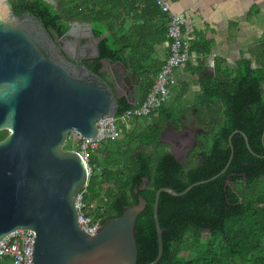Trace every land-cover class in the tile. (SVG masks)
Segmentation results:
<instances>
[{"label": "trees", "instance_id": "obj_1", "mask_svg": "<svg viewBox=\"0 0 264 264\" xmlns=\"http://www.w3.org/2000/svg\"><path fill=\"white\" fill-rule=\"evenodd\" d=\"M10 4L17 16L37 18L56 40L74 22L91 24L97 38L109 33L98 42L100 56L84 65L109 83L118 116L146 99L165 63L159 58L160 48L168 46L170 54L169 19L154 0H10ZM191 52L207 56L212 44L193 41ZM257 53L253 59L242 57L234 68L217 59L212 73L204 61L189 63L186 71L201 78V92L193 104L181 108L170 103L150 124L134 119L125 137L104 140L88 161L92 173L82 192L83 212L94 221L105 223L120 216L125 206L138 203L135 189L147 184L140 194L148 205L136 225L138 264L158 257L153 205L159 189L183 192L219 174L232 155L229 138L236 129L264 155V43ZM129 73L139 76L141 91L126 86ZM187 91L186 87L183 92ZM189 113L206 133L200 135L202 146L190 155L189 164H181L163 149L161 135L167 123H183ZM7 135L0 132V141ZM74 140L71 134L67 150H77ZM232 144L234 156L225 174L181 197L161 194L159 221L166 231L157 264H264V162L246 167L250 152L245 139L234 135ZM0 264H9V259Z\"/></svg>", "mask_w": 264, "mask_h": 264}, {"label": "water", "instance_id": "obj_2", "mask_svg": "<svg viewBox=\"0 0 264 264\" xmlns=\"http://www.w3.org/2000/svg\"><path fill=\"white\" fill-rule=\"evenodd\" d=\"M108 34L97 38L91 24L74 22L56 40L33 15L17 16L10 0H0V132H8L0 141V242L19 230L32 231L31 264H138L136 225L148 205L140 194L147 184L135 189L137 204L88 234L79 224L77 199L89 186L92 170L81 153L66 149L71 134L95 138L102 133L98 121L117 114L109 83L84 65L100 56L98 42ZM125 82L142 89L134 73ZM236 133L229 138L230 160L219 174L183 192H156L159 253L149 264H157L164 252L161 194L181 197L225 174ZM172 146L169 154L182 164L191 148L178 154Z\"/></svg>", "mask_w": 264, "mask_h": 264}, {"label": "built area", "instance_id": "obj_3", "mask_svg": "<svg viewBox=\"0 0 264 264\" xmlns=\"http://www.w3.org/2000/svg\"><path fill=\"white\" fill-rule=\"evenodd\" d=\"M160 10L168 16V37L171 39L170 54L155 78L154 84L146 99L133 109L127 110L122 115L117 114L98 121L101 134L95 138L82 139L74 135L77 140V150L89 161L93 153L106 139L118 140L125 137L130 131L134 119L152 122V117L157 116L159 110L168 105L173 89L177 86V72L184 70L189 63L198 64L205 56L191 52V42L185 36L184 27L186 17L182 13H175L170 0H154ZM74 140V141H75ZM83 195L77 199V208L80 213V226L91 235H94L101 224L85 215ZM35 234L29 230H19L0 242V261L9 259V264H31Z\"/></svg>", "mask_w": 264, "mask_h": 264}, {"label": "crops", "instance_id": "obj_4", "mask_svg": "<svg viewBox=\"0 0 264 264\" xmlns=\"http://www.w3.org/2000/svg\"><path fill=\"white\" fill-rule=\"evenodd\" d=\"M170 1L173 12L186 17L184 32L190 42H199L201 39L211 42L212 53L203 60L206 64L212 62L215 68L216 60L223 59L226 66L234 68L242 57L253 59L254 54L259 55L257 49L263 47L264 43V0ZM259 2H262L261 5ZM223 13H227L230 20L224 18ZM168 48H160L159 58L162 62L168 58ZM231 58L235 66L230 64ZM177 77L178 83L183 82L184 89L190 80L196 79L186 69L178 71Z\"/></svg>", "mask_w": 264, "mask_h": 264}, {"label": "flooded vegetation", "instance_id": "obj_5", "mask_svg": "<svg viewBox=\"0 0 264 264\" xmlns=\"http://www.w3.org/2000/svg\"><path fill=\"white\" fill-rule=\"evenodd\" d=\"M71 50V48H69ZM70 60V59H69ZM237 132L235 135L241 136L245 139L247 148L250 154H247L245 157L247 160L244 162L245 166H250L252 162L256 161L257 163L264 162V155L256 152L251 148V139L247 136L244 131L240 129H236ZM206 132L199 127L196 126L195 122L192 120L184 119L183 123L173 124L167 123L164 126L163 139L165 140L164 144H167L169 150L171 146L177 151L178 154H181L182 151H185L188 147L191 148V151L188 153L187 159L184 160L183 163L189 164L190 155L199 147L202 146V142L200 140V135L205 134ZM7 137V136H6ZM171 143V145H170ZM263 144H264V136H263ZM250 148H249V146ZM260 152V151H259ZM234 156V155H233Z\"/></svg>", "mask_w": 264, "mask_h": 264}, {"label": "rangeland", "instance_id": "obj_6", "mask_svg": "<svg viewBox=\"0 0 264 264\" xmlns=\"http://www.w3.org/2000/svg\"><path fill=\"white\" fill-rule=\"evenodd\" d=\"M262 2H259V5H261ZM224 14V18H228V20H230V17H228L227 13H223ZM227 15V17H226ZM214 59V58H213ZM230 64L232 66H235L234 64V60H230ZM206 71L209 73L214 72V68L212 66V62L209 63L207 62L206 64ZM200 81L201 78H196L193 80H190L188 87H187V92L188 94H186L185 92H183L184 86L182 85L183 82L179 81V83H177V86L174 90V94L171 96V100L169 101V104H175L176 106H180L181 108H184L188 105H191L195 102V99L197 97V95L201 92V86H200ZM191 118V114L189 113L186 117L187 120H190ZM75 135V134H74ZM163 149L165 151H168L169 148L167 146V144H164ZM262 183L264 184V181H262ZM205 240L207 239V236L204 237Z\"/></svg>", "mask_w": 264, "mask_h": 264}]
</instances>
